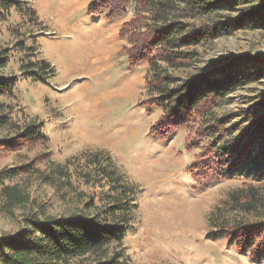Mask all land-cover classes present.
<instances>
[{
    "label": "rangeland",
    "instance_id": "1",
    "mask_svg": "<svg viewBox=\"0 0 264 264\" xmlns=\"http://www.w3.org/2000/svg\"><path fill=\"white\" fill-rule=\"evenodd\" d=\"M94 1L25 0L26 7L36 11L33 17L0 13V57L6 55L0 76L13 80L11 92L0 97L9 120L0 138L14 142L13 147L0 148V171L10 175L5 183L26 188L47 214H90L104 202L99 196L108 188L89 172L94 168L88 161L97 153L98 160L106 157L134 189V221L121 248L130 263L264 264V258L255 259L227 238L211 235L217 218L252 223L264 216L262 207L245 213L234 202L245 197L250 186L264 190V179L223 174L210 154L203 156V147L211 141L202 134L203 123L191 121L158 133L163 111L150 103L155 97L148 84L152 70L146 62L130 66L127 60L134 47L132 24L144 22L138 4L104 0L120 8L109 17L103 0H98L96 10L103 8L88 15ZM249 10L242 4L231 15L237 19ZM20 41L25 49L18 48ZM198 51L190 67L168 72L184 78L234 59H260L245 62L246 83L212 110V119L220 118L219 129L233 126L222 123L223 116L240 128L228 139L240 136L252 119L264 115V25L233 28ZM38 60L50 68L38 76L24 74L22 67ZM219 61L224 62L216 66ZM29 124L37 126L39 137L20 140L18 132ZM29 166L40 173L29 172ZM26 207L0 211V236L19 232Z\"/></svg>",
    "mask_w": 264,
    "mask_h": 264
},
{
    "label": "trees",
    "instance_id": "2",
    "mask_svg": "<svg viewBox=\"0 0 264 264\" xmlns=\"http://www.w3.org/2000/svg\"><path fill=\"white\" fill-rule=\"evenodd\" d=\"M24 1L0 0V13L16 11L33 17L35 9L26 7ZM136 2L137 13L144 22L140 26L132 24L134 47L131 49L133 52H127V60L130 66L146 62L152 70L148 84L155 97L151 98L150 103L163 111L160 119L163 128H158V133H165L173 126H188L192 124L191 121L195 125L196 122L203 123L202 134L211 139L202 149L203 156L210 154L212 162L218 165L223 174L240 173L264 179V115L252 119V125L241 131L240 136L231 139L227 137L239 132L240 128L234 127L228 116H223L221 122L233 126L224 130V125H221L219 129L216 123L220 118L211 117L215 106L226 104L227 95L246 83L245 62L253 64L260 59H234L221 68L202 70L184 78L168 72L169 69L190 67L198 60V48L201 45L230 34L233 28H244L250 24L264 25V0ZM100 3L109 10V17H114V12L120 10L114 9L104 0ZM242 4L250 6L251 10L233 19L231 11ZM124 6L121 2V8ZM92 7L87 10L88 15L102 9L96 10L99 7L98 0L93 2ZM143 28L145 31H141ZM17 44L18 48L25 49L22 41ZM160 62L165 67H160ZM222 62H216V66ZM5 64L6 55H3L0 57V67ZM49 68L50 65L44 60L29 62L22 67L24 74L31 76H38ZM12 85V79L0 76V97L10 93ZM3 108L0 102V130L9 122ZM166 135L169 136V133ZM17 136L23 141H33L39 137L38 128L35 124L26 125ZM13 145L11 139L0 138V148ZM98 156L97 153L91 155L88 164L94 169L89 172L105 180L108 188L99 196V200L104 202L90 214H47L45 206L32 200L26 188L5 183L10 175L0 171V211L11 213L17 206H31L24 209L22 226L17 234L0 236V264H132L125 258L121 248L134 221V189L106 157H103V163L97 159ZM29 168V172L40 173L39 169ZM27 169L24 167L22 170ZM9 172L13 174L15 171ZM43 179L53 183L49 176ZM90 201L92 207L93 199ZM234 202L245 213L261 207L264 209V190L259 192L250 186L245 197L234 198ZM213 222L217 229L211 235L227 238L255 259L264 258V216L252 223L248 220L228 221L222 218Z\"/></svg>",
    "mask_w": 264,
    "mask_h": 264
},
{
    "label": "crops",
    "instance_id": "3",
    "mask_svg": "<svg viewBox=\"0 0 264 264\" xmlns=\"http://www.w3.org/2000/svg\"><path fill=\"white\" fill-rule=\"evenodd\" d=\"M95 49H97V47H94ZM90 49V48H89ZM91 51H93L92 49H90ZM89 55H90V53H89Z\"/></svg>",
    "mask_w": 264,
    "mask_h": 264
}]
</instances>
